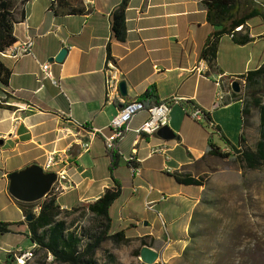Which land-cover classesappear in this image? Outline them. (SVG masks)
Wrapping results in <instances>:
<instances>
[{
  "label": "crops",
  "instance_id": "0c3cea01",
  "mask_svg": "<svg viewBox=\"0 0 264 264\" xmlns=\"http://www.w3.org/2000/svg\"><path fill=\"white\" fill-rule=\"evenodd\" d=\"M121 2L27 0L19 4L18 11L23 18L14 26L13 46L31 39L33 47L30 56L3 58L10 77L7 87L0 88V222L12 224L9 234L22 237L27 245L23 249L0 251V264H7L10 253L30 251L32 247L21 211L8 194L10 173L34 165L41 167L46 154L56 153L63 160L71 183L70 189L55 194L60 210L65 212L92 203L111 188L109 161L97 131L110 135L107 126L121 104L104 102L107 63L116 65L120 82L125 83L126 97L122 99L125 104L137 101L148 89H154L156 100L169 105L167 127L179 138L163 141L156 136L137 134L135 130L148 118L147 112L141 111L118 141L120 157L113 178L119 181L121 194L127 183L131 184L133 194L143 192L147 220H151L149 212H152L147 209L149 203V208L161 207L168 199L179 198L189 204L192 212L200 200L203 188H196L195 195L190 191L194 187L174 185L164 173L183 174L202 160L209 144L222 153H230L220 134L237 148L242 134V101L233 100L226 88L237 77L264 62L261 55L251 58L250 54L237 53V48L244 51L264 41V29L254 34L247 25L238 32L253 39L244 46L234 44L231 36H220L215 62L209 64L202 54L206 43L220 28L207 21L202 0H129L125 10V40L116 42L111 37V14ZM62 49L67 50L62 63L51 62ZM253 60L256 62L251 67ZM44 64L49 65V72L58 83L56 86L44 76L41 70ZM183 105L189 114L195 109L210 122L192 120L189 114L185 115ZM205 129L217 140L208 138L205 143L203 139L196 145L199 132L209 137ZM89 139L88 152L81 151L80 145ZM156 148L161 153L150 155ZM132 150L139 161L141 181L131 180L123 159ZM149 183H157L158 187L154 189ZM163 183H172L174 189ZM115 210L118 212L113 204L109 212L111 223ZM174 223L172 220L169 224ZM112 226L114 230L123 229L122 225L116 227L112 223ZM151 235L134 231L129 238Z\"/></svg>",
  "mask_w": 264,
  "mask_h": 264
},
{
  "label": "rangeland",
  "instance_id": "374dc122",
  "mask_svg": "<svg viewBox=\"0 0 264 264\" xmlns=\"http://www.w3.org/2000/svg\"><path fill=\"white\" fill-rule=\"evenodd\" d=\"M237 1L241 11L251 7H260L264 11V0ZM12 2L17 18L20 1ZM253 33L256 34V31ZM238 52L245 56L250 54L251 58L260 55L264 58V41L244 51L237 48ZM255 62L252 61L251 67ZM237 82L241 87L240 97L243 104L250 107L251 116L243 135L246 144L252 148L258 139L259 121L258 111L252 107L251 100L254 96L264 103V80L251 90H245L241 80ZM205 131L209 137L203 131L199 132L196 135V145L203 139L206 140L205 143L209 141L208 138L217 140L209 130ZM183 174L202 179L204 187L200 200L204 199L206 204L199 200L192 212H189L187 202L179 198L168 199L161 207H151L149 221L145 217L143 192L133 194L131 184L127 183L121 197L114 203L118 212H112V223L116 227L122 225L123 228L129 224L136 225L137 230L134 227L126 230L129 236L131 231H145L152 235L130 238L129 243L123 245H114L111 242L101 244L95 252L98 264H107L108 255L115 258L114 264H141L143 261L140 256L136 257V253L140 255L142 248L155 252L158 255L156 263L160 264H264V170L243 169L236 156L232 155L226 159L204 157ZM123 175L126 176V173ZM149 185L154 189L158 187L157 183ZM169 185L170 189H174L172 183L167 186ZM190 191L197 194L196 188H191ZM43 200L44 198L39 202ZM62 215L73 229L92 231L98 226V222L83 211ZM153 218L155 221L152 222ZM172 220L175 223L171 225L169 223ZM145 223H148V227ZM24 242L20 236L0 235V251L23 249L27 245ZM26 264L58 263L47 261V254L35 250L33 258Z\"/></svg>",
  "mask_w": 264,
  "mask_h": 264
},
{
  "label": "trees",
  "instance_id": "16d2710c",
  "mask_svg": "<svg viewBox=\"0 0 264 264\" xmlns=\"http://www.w3.org/2000/svg\"><path fill=\"white\" fill-rule=\"evenodd\" d=\"M20 4H23L27 0H19ZM60 0H58L59 2ZM129 0H122L120 5L111 14V37L116 42H123L125 40V10L127 8ZM202 3L206 9V19L213 26L220 28L218 34L215 33L211 37L210 41L206 43L203 51V60L209 64L215 62L217 53V40L222 35L231 36V40L237 46H244L253 41L248 35L240 36L238 32L249 25L253 31H259L264 29V11L259 7H251L248 10L241 11L239 2L237 0H202ZM71 14H79L78 11H70ZM14 13V4L12 0H0V88H6L10 77V70L5 67L3 63L2 54L11 48L16 39L14 37V26L17 20L23 18V14L18 11ZM257 21V23H253ZM237 28H241L238 29ZM237 29V31H235ZM248 30V28L246 29ZM237 80H241L245 90H251L264 80V62L257 68L246 72L245 75L237 77ZM237 80H235L237 82ZM228 84L226 90L229 92L230 97L233 100L242 101L241 109V127L242 134L238 139L237 148L231 145L222 134H220L221 140L227 147L230 148V153H222L220 149L209 144V151L202 157H212L216 159H226L230 156H236L241 163L243 169L250 171H263L264 170V103L261 99L253 96L251 105L258 111V139L254 146L251 148L246 144L245 137L243 135L244 128L248 125V119L251 116L250 107L247 104H243L241 99V87L240 92L235 94L232 92L231 84ZM239 84V83H238ZM144 108L159 106L161 103L156 100L154 89H148L138 99ZM185 115L189 112L183 105ZM191 111H195L192 109ZM204 122L209 123V118L204 116ZM118 141L115 140L113 148L107 150L105 147V156L108 158V172L110 174L112 186L109 189L104 190L92 203L81 204L73 207L70 211L65 212L60 210L59 199L56 195H52L51 189L47 193L44 200L34 203H20L12 199L24 218L25 225L29 232V240L32 245L36 246L35 250H40L45 254H49L52 261L58 264H98L95 260V252L99 249L100 245L105 242H111L114 245L128 244L130 236L126 230L135 227L133 224L126 229L114 230L109 212L113 204L119 199L121 195V185L118 180L113 178L114 171L118 168L119 153H118ZM103 146L104 142L102 140ZM128 169V168H127ZM129 171V170H128ZM15 173V172H13ZM12 174V173H10ZM9 174V175H10ZM8 175V177H9ZM169 178L174 185L184 187L203 188L204 182L200 178H192L187 174H163ZM142 180V175L140 172ZM140 180V181H141ZM200 203L206 204L204 199L200 200ZM78 211H83L91 215L97 222L98 226L92 231H83L81 228L73 229L66 223L63 213L73 214ZM30 217V221L27 222V218ZM12 224L0 222V235L9 234V227ZM148 227V223L146 225ZM167 238V237H166ZM187 238V237H186ZM185 240V239H184ZM34 250V251H35ZM34 253V252H33ZM9 259L5 263L13 261L12 253L9 254ZM136 257H139V253H136ZM108 263L114 264L115 258L112 255H108ZM144 264V263H141ZM160 264V263H155Z\"/></svg>",
  "mask_w": 264,
  "mask_h": 264
},
{
  "label": "built area",
  "instance_id": "2783aa9c",
  "mask_svg": "<svg viewBox=\"0 0 264 264\" xmlns=\"http://www.w3.org/2000/svg\"><path fill=\"white\" fill-rule=\"evenodd\" d=\"M241 29V28H237ZM237 29L235 31H237ZM33 47V42L31 39H26V41L20 43L18 46H12L8 50H6L2 56L9 57L15 59L17 57H21L22 55L30 56L31 50ZM41 70L44 76L51 81L53 85H57V81H55L49 72V65L44 64L41 66ZM119 83H120V73L116 65L113 64H105V73H104V102L107 105H114L119 101H122L123 97L119 92ZM146 111L148 118L144 121L140 127L135 130L137 134L143 135L145 137H153L156 136L158 130L163 127H167L169 121V105L166 103L160 104L159 106L144 108L140 102H132L131 107H127V109H118L116 116L111 120L109 125L107 126V130L110 132L109 136L104 135L103 131H97L98 134L102 137L104 142V147L109 150L113 148V143L115 140H120L124 134L129 130V124L133 120L134 116L141 112ZM190 118L196 122L203 123L204 117L199 111H192L189 114ZM94 135L93 133L91 134ZM91 139H89L86 143L80 145L81 151L88 152L90 146ZM161 153V149H153L150 151V155ZM124 162L129 170L130 177L132 181L141 180L140 177V168L138 166L139 161L135 159V150H132V153L123 158ZM64 162L56 153H48L45 156V160L43 165L40 167L46 173H53L52 171L56 167H61L59 171L54 172L55 174V182L51 187L52 195L60 194L71 188V183L69 181V177L66 172V168L63 167ZM65 166V165H64ZM148 191L151 192V188L148 187ZM149 204H147V209L149 208ZM36 249L35 245H32L30 251H18L12 253V258L14 264H26L28 262V256L32 255L34 250ZM47 261H52V258L47 255Z\"/></svg>",
  "mask_w": 264,
  "mask_h": 264
},
{
  "label": "water",
  "instance_id": "95a60500",
  "mask_svg": "<svg viewBox=\"0 0 264 264\" xmlns=\"http://www.w3.org/2000/svg\"><path fill=\"white\" fill-rule=\"evenodd\" d=\"M66 54L67 50L62 49L51 62L54 61L57 64L62 63ZM231 88L235 94L240 92V85L236 81L231 84ZM119 92L123 98L126 97L124 82L119 83ZM156 137L163 141L179 140L168 127H163L158 130ZM54 182V173H46L40 167L34 165L9 175L8 194L17 202L34 203L46 197ZM30 220V217H28L26 221L29 222ZM144 225L146 226V223ZM139 256L144 264H155L158 257L149 248H142Z\"/></svg>",
  "mask_w": 264,
  "mask_h": 264
},
{
  "label": "bare ground",
  "instance_id": "6f19581e",
  "mask_svg": "<svg viewBox=\"0 0 264 264\" xmlns=\"http://www.w3.org/2000/svg\"><path fill=\"white\" fill-rule=\"evenodd\" d=\"M107 64H113V63L110 62V63H107ZM118 103L121 104L120 109H127V107H131V106H132V103L125 104V103L123 102V100H122V101H119ZM119 104H118V105H119ZM49 257H50V255H49ZM32 258H33V253H32V255H29V256H28V261H30Z\"/></svg>",
  "mask_w": 264,
  "mask_h": 264
}]
</instances>
